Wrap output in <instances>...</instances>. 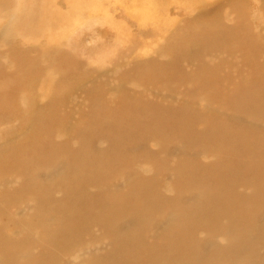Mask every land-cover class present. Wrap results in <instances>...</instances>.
<instances>
[{"label": "rangeland", "instance_id": "rangeland-1", "mask_svg": "<svg viewBox=\"0 0 264 264\" xmlns=\"http://www.w3.org/2000/svg\"><path fill=\"white\" fill-rule=\"evenodd\" d=\"M96 1L101 11L79 6L82 26L78 24L66 40L56 41L46 34L57 36L58 15L69 13L71 0H0V102L6 98L5 81L24 69L29 77L0 106V259L6 264H22L23 253H33L35 264L46 260L41 254L44 239L53 241L56 231L42 219L61 213L66 221L78 189L94 196L93 206L112 210L116 203L105 200L100 187L129 177L128 187L115 189L120 194L148 181L151 188L126 206L156 212L177 200L173 173H186L193 178L183 184L180 195L181 212L188 213L193 204L190 192L202 183L204 168L213 159L190 157L187 143L216 123L217 113H234L239 103L256 105L260 97L257 116L263 123L246 130L250 139L242 151L253 164L264 163V0H151L160 7V26H144L130 18L136 0ZM5 8L10 11L5 13ZM43 12L48 27L43 34L29 33L27 16L38 19ZM106 15L109 23L103 20ZM187 100L200 118L184 132L167 129L162 137L152 129L142 147L132 145V136L114 132L124 144L119 150L103 137L111 124L133 128L137 119L173 116ZM179 137L184 140L181 146L173 143ZM66 152L82 160L75 162ZM213 153L218 156L220 150ZM59 161L69 165L64 179L41 194L32 186L33 176H44ZM258 177L257 169L249 171L232 196L252 194ZM13 191L17 198L7 200ZM156 195L176 200L147 204V211L138 206ZM28 210L32 218L23 220ZM249 229H256L255 222ZM109 232L102 225L87 233L76 231L67 251L102 236L115 241ZM205 233L199 225L193 235L201 241ZM123 239H130V231Z\"/></svg>", "mask_w": 264, "mask_h": 264}, {"label": "bare ground", "instance_id": "bare-ground-1", "mask_svg": "<svg viewBox=\"0 0 264 264\" xmlns=\"http://www.w3.org/2000/svg\"><path fill=\"white\" fill-rule=\"evenodd\" d=\"M21 1L25 2V0ZM84 5H87L88 10L92 12L101 11V4L96 0H87L86 3L81 0H71L69 13L63 16L58 15L57 36L46 35L56 41L66 40L67 36L80 24L79 6ZM44 8L57 14L50 7ZM4 11L8 13L10 9L5 8ZM159 12H161L160 7L156 2L141 0L139 3L136 0L129 15L141 25L158 24L160 26L162 22H160ZM46 14L47 12L38 13V19L35 14L27 16L29 17V33L43 34L49 25ZM103 20L109 23L110 17L106 15ZM168 22L171 23V21ZM119 30L121 31L120 28ZM30 65L31 63H27L25 66ZM2 67L3 60L0 56V68ZM28 79V72L24 69L5 81L2 91L6 98L0 102V106L6 104L12 89ZM262 102L263 98L260 97L256 105L246 106L239 103L234 113H217V122L206 126L201 135L187 143L190 157L208 156L213 159L212 163L204 168L202 183L190 192L193 197L191 211L181 212L180 193H182L183 184L187 181L191 182L193 175L181 172L173 173L175 180L173 192L177 200L172 196L165 198V196L156 195L141 200V204L138 205L145 206L143 210L147 211V204L167 205L176 200L172 206L156 212H143L126 206L129 199L133 200L151 188V183L148 181H142L132 189H128L129 191L126 190L120 194H116L115 189L118 186L128 187L129 177L117 179L109 187H100L99 191L103 198L116 203V208L112 210L93 206L94 196L83 189H78L70 199L71 207L66 221H62L61 213L42 219L47 227H55L56 232L53 241L44 239L43 245L46 247L41 254L46 260L40 264H70V261L71 264H84V262L87 264H225L227 260L229 261L227 264H264V163L253 164L249 156L244 155L242 151L250 139L246 130L263 123V120L257 116V112L262 108ZM190 103V100H187L173 116L162 114L147 120L137 119L138 123L133 128L122 124H111L107 126L108 129L103 137L110 140L113 150H119L124 144L115 137L114 132L132 136V145L135 147L143 145L152 129L155 130L152 134H160L162 137L167 129L178 128L184 132L200 118V115L190 108ZM55 134L57 132H54ZM173 143L181 146L184 140L179 137L174 139ZM233 147H236L235 152H232ZM218 150H220L218 156L211 154L212 151ZM66 153L75 162L82 160L69 152ZM170 157L171 154H169ZM167 160L168 157L165 161ZM68 168L67 163L59 161L44 176L34 175L33 188L44 194L55 183L64 179ZM254 169L259 172V177L254 183V192L245 197H233L234 187ZM231 187H233L232 191ZM17 193V191L10 193L7 200L16 199ZM67 197L69 195H66ZM118 214L122 215L121 221L116 220ZM31 215L32 213L28 210L22 219L30 220ZM222 221L227 223L221 224ZM254 222L256 229L250 231L249 227ZM99 225L110 231L109 233L114 235L116 240L112 241L111 237L102 236L96 242L76 245L71 247L69 252L67 251L72 233L76 231L87 233ZM199 225L206 229L205 237L201 241L193 235ZM128 231H130V239L125 241L123 237ZM193 250L198 252L193 253ZM172 252L176 255L173 256ZM62 255H66L67 258L61 260L59 257ZM33 256V253H23L20 256V262L35 264ZM0 264H6L4 258L0 259Z\"/></svg>", "mask_w": 264, "mask_h": 264}]
</instances>
